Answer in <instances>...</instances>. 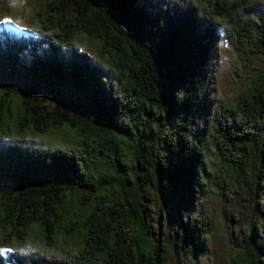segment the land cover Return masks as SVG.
Here are the masks:
<instances>
[{"label":"trees","instance_id":"obj_1","mask_svg":"<svg viewBox=\"0 0 264 264\" xmlns=\"http://www.w3.org/2000/svg\"><path fill=\"white\" fill-rule=\"evenodd\" d=\"M147 1L46 0L34 14L36 36L0 34V71L24 82L0 85V130L73 136L72 143L3 154L15 162L6 172L11 188L0 192L2 244H22L35 231L49 251L59 237L75 239L72 258L60 264H163L166 248L145 202L151 191L180 204L199 199L208 145L235 172L254 150L264 196V84L212 111L206 97L223 24L244 33L237 49L264 57V27L239 16L252 0H196L181 20L167 15L165 22L143 6ZM82 39L98 44L95 59L75 46ZM199 111L204 121H196ZM260 198L256 243L263 259ZM171 216L175 251L201 256L211 219L202 213L183 222L180 210ZM245 254L239 264H259Z\"/></svg>","mask_w":264,"mask_h":264},{"label":"rangeland","instance_id":"obj_2","mask_svg":"<svg viewBox=\"0 0 264 264\" xmlns=\"http://www.w3.org/2000/svg\"><path fill=\"white\" fill-rule=\"evenodd\" d=\"M45 2L46 0H6L4 8L0 7V34L4 32L16 39L22 36H36L37 24L34 14L44 6ZM195 5H199L196 0H148L143 4L151 14L161 18L162 22H165L167 15L181 20ZM239 16L246 25H252L257 30L259 26L264 27V0H252ZM228 33H231V38L227 36ZM242 33L228 27L227 24H223L218 29L219 36L211 60L210 82L206 89L207 102H211V111L218 101L230 104L247 88L264 84L263 55L259 52L252 54L250 48L245 51L236 48L244 39ZM250 42L254 44L258 41L253 38ZM74 44L80 52L90 55L93 59L96 58L98 49L96 42L82 39L75 40ZM109 81L111 91L115 90V80L109 76ZM6 83H13L17 87L24 85L21 79L11 78L7 73L0 71V85ZM65 94L72 97L68 90H65ZM205 118V111H199L196 121H204ZM159 129V121L156 120L153 138L158 135ZM72 137L67 131L43 136L25 134L20 137L3 125L0 130V192L11 188L9 180L11 174L6 172L11 170L9 165L15 162L14 159H7L3 154L16 151L18 154L25 153L27 149L32 150L33 147L44 146L47 143L60 146L66 142L72 143ZM130 159V154H127L124 163L129 172L132 165ZM203 167L206 168V173L198 176L196 182L201 193L199 199L180 204L164 199L155 191H151L149 199L145 202L151 230L156 236L161 237L166 248L163 264H239L246 251L257 263L264 264V258H259L256 243L260 229V209L257 208V204L261 199L260 196L264 199L257 187V153L252 150L244 168L235 172L234 166L219 160L214 148L208 145ZM178 210L183 222L202 213L211 219L212 230L204 241H201L204 252L201 256L178 254L171 245V236L176 227V223L171 220V213L177 214ZM189 228L190 232L195 229L194 226ZM180 231L185 237L184 228ZM74 247V238L65 241V238L63 240L59 237L57 247L49 251L40 242L38 234L33 231L22 244L5 245L0 240V263L60 264L67 256L72 258Z\"/></svg>","mask_w":264,"mask_h":264}]
</instances>
